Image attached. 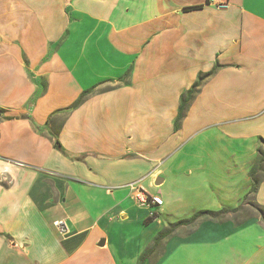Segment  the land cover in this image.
Masks as SVG:
<instances>
[{"label": "crops", "instance_id": "crops-1", "mask_svg": "<svg viewBox=\"0 0 264 264\" xmlns=\"http://www.w3.org/2000/svg\"><path fill=\"white\" fill-rule=\"evenodd\" d=\"M212 1L0 0V264H264V219L239 218L247 196L264 209V179L250 192L264 149V0ZM213 71L175 132L182 97ZM219 107L227 118L193 128ZM202 132L200 154L219 151H203L212 137L237 143V169L197 157L223 182L192 211L177 192L174 220L153 189L169 161L185 176L169 147ZM132 184L162 206H139ZM223 209L234 212L170 229Z\"/></svg>", "mask_w": 264, "mask_h": 264}, {"label": "rangeland", "instance_id": "rangeland-1", "mask_svg": "<svg viewBox=\"0 0 264 264\" xmlns=\"http://www.w3.org/2000/svg\"><path fill=\"white\" fill-rule=\"evenodd\" d=\"M71 41H74V40H71ZM208 97H210L212 99V100L208 101V107H210V108L214 107V101H216L218 105H220V103L222 101V99L214 97L213 95H208ZM2 99H4V98H2ZM205 104H207V103H205ZM224 115H225L224 113H221L220 107L218 109H214L212 114H210V115L203 114L201 117H198L197 121H196L197 123L195 124L196 126H194L193 128H196L195 130H199L200 126H203V125H206L209 123L213 124L214 122L217 121V119H223V118H227L229 116V114L227 116H224ZM233 117H236V116H233ZM250 128H253V127H250ZM245 129H248V128H242V129H239L238 131L235 132V135H237V138L233 137L234 139H230L229 137H227L226 140H228V141L234 140L237 142V140H235V139L240 138L238 136L240 134H242ZM185 131H187V133L189 132L188 126H186ZM187 133L184 132L182 134V136L183 137L187 136ZM204 134L205 133H203V132L198 134L197 136L201 135V137H199L194 142V144L193 143L188 144L187 142H185L184 146H183V144L179 145V146H177V144H176V145L169 147V149H170L169 152L170 153L173 152L175 154V159H178L181 162V163H179V165H182L184 167V170H182V171L184 172L185 176H181L180 170H178V174L180 176L178 175L179 177L178 176L177 177L179 179L178 178L176 179L175 178L176 173L172 168H174V167L176 168V167H178V165L174 164L173 161L172 162L169 161V162L165 163V166H164L165 168H163L164 173H167L166 175L164 174L166 177L165 184L162 186H159L156 189H153L154 193L159 192V191L161 192L160 195L165 200L164 201L165 202L164 209H165V211L172 210L170 215H172L174 220H175V194L177 192L184 198L185 203L191 204L189 206L191 207L190 211H192L193 208L195 209L198 207H202L203 205L207 206V204H206L207 199L206 198L208 197V194L210 192H214V190H217L219 187H221L219 185L221 182H223L222 180L217 179V178L206 177L207 176L206 174H208V176H209V174H211L213 170L212 171H210V169L205 170L203 168V166L205 165L204 163H197L196 165H194L195 163L193 161H196L197 157H201V158L207 157V158H209L208 159L209 161L212 158H214L215 156H221V158L225 157L226 159H229V160H227V162H224V161L220 162V160L215 159L214 163L210 162L207 164L209 165V167L214 166V168L218 164L221 165L222 168L214 169L217 171L233 172L237 169L236 161H235V159H233L234 157H232L233 152H235V154H236L237 143L236 144L228 143L229 145L224 144V146H222V143L225 142L224 137H223L222 143H220L218 138L212 137V138L207 139V140L211 141V143H209L207 147L202 146V149L204 151V150H208L209 148L212 147L213 149L218 148L219 151L214 155H213V153H214L215 149L211 153L210 152L206 153V155L200 154L201 150H199L200 149L199 146H201V145H199L198 142L203 141L201 139H203ZM219 134H220V132H219ZM221 137H222V135H221ZM181 140H183V139H181ZM262 150H264V149L262 148ZM210 154H212V155H210ZM263 155H264V152H263ZM167 167L171 168V170H169ZM195 168L200 170L198 172V174L195 173V170H196ZM190 169H193V171H194V174L191 177V179H189V176H188ZM262 170L264 171V167ZM263 171H262V173L257 174V181H261L262 179H264V172ZM233 181H234V179H228V190L229 191L234 189ZM223 185H225V184H223ZM189 190H192V192H190ZM193 191H194V193H193ZM170 197L172 198L171 201L169 200ZM195 200L199 201L200 204L197 201L195 203ZM194 204L195 205L199 204V205L195 206ZM256 212H257V210H256V207H255L253 201L248 200V201H246L244 209L240 212L239 218H241L243 220L250 215L256 214ZM180 213H181L180 216H178V218H176V220L177 219H179V220L185 219L187 213H189V212H187V210L185 208H183L180 211ZM164 219H165V217H164Z\"/></svg>", "mask_w": 264, "mask_h": 264}, {"label": "trees", "instance_id": "trees-1", "mask_svg": "<svg viewBox=\"0 0 264 264\" xmlns=\"http://www.w3.org/2000/svg\"><path fill=\"white\" fill-rule=\"evenodd\" d=\"M214 74V71L207 74V75H200L198 81L195 83V85L191 88V90L182 97L181 99V106H180V110L178 113V117L177 120L175 122V132H178L180 130V123L183 120L186 111L188 110L190 103L193 101L194 96L198 93L202 83L204 82L205 79H208L209 77H211ZM82 102V99L77 102V104L75 105V107L79 106L80 103ZM261 144L264 146V140L260 139ZM59 144H55V147L60 149V146H58ZM264 150L259 149L258 150V160L255 164V166L252 168V170L250 171V178L252 181V188H251V195L255 194L257 192L258 189V185L261 181H257V174L259 171H263L262 167L264 165V155H263ZM251 200L254 202L253 198L250 199L248 196L245 198V201ZM254 205L256 207V209L258 210V212L260 213L261 217L264 219V209L259 206L258 204H256L254 202ZM234 211L232 210H228V209H223L219 212H209V211H204V212H199L197 214H195L194 216H192L189 220H184V221H180L178 223L175 224V226H172L170 229L173 230L174 228H178V227H182L184 225H192L194 223H196L199 219H203V218H210L212 220H217L220 217L226 215V214H231ZM169 234L165 233V234H161L158 236L157 241H160L163 238H166Z\"/></svg>", "mask_w": 264, "mask_h": 264}, {"label": "built area", "instance_id": "built-area-1", "mask_svg": "<svg viewBox=\"0 0 264 264\" xmlns=\"http://www.w3.org/2000/svg\"><path fill=\"white\" fill-rule=\"evenodd\" d=\"M212 2H216L215 5L219 9H223L227 6L226 0H213ZM130 189L133 192L134 199L141 207L151 209L153 207H161L163 204L162 200L158 196L148 194L141 186L132 184ZM153 215L154 214H151V217H153ZM55 225L62 236H67L69 234L68 227L64 222H56Z\"/></svg>", "mask_w": 264, "mask_h": 264}, {"label": "water", "instance_id": "water-1", "mask_svg": "<svg viewBox=\"0 0 264 264\" xmlns=\"http://www.w3.org/2000/svg\"><path fill=\"white\" fill-rule=\"evenodd\" d=\"M159 185H161V180H158V181L156 182V186H159Z\"/></svg>", "mask_w": 264, "mask_h": 264}]
</instances>
